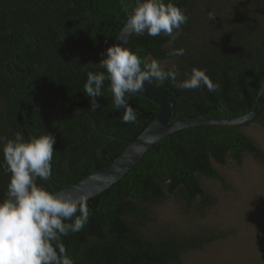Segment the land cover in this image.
<instances>
[{"label":"trees","instance_id":"1","mask_svg":"<svg viewBox=\"0 0 264 264\" xmlns=\"http://www.w3.org/2000/svg\"><path fill=\"white\" fill-rule=\"evenodd\" d=\"M188 21L173 42L161 34L133 33L126 47L150 61L175 65L178 80L193 67L206 70L220 85L179 90L170 80L159 85L171 98L173 119L238 117L249 112L264 81V0H172ZM135 0H0V135L26 139L46 132L56 138L49 181L54 193L103 169L154 119L157 107L130 95L135 123L122 122L112 104L109 84L91 111L83 86L87 72L104 71L103 53L112 45ZM209 12L215 17L209 19ZM183 48L182 56H170ZM59 110V111H58ZM251 123L264 128V106ZM250 123V124H251ZM241 126H198L179 130L153 144L117 183L87 200L89 222L63 237L75 264H182L224 238L220 232L192 226L191 231L161 225L145 230L149 209L173 199L186 217L201 218L216 203L201 179L226 183L216 166H239L245 155L264 170V150ZM3 153L0 151V164ZM9 174L0 167V201ZM226 185V184H225Z\"/></svg>","mask_w":264,"mask_h":264},{"label":"clouds","instance_id":"2","mask_svg":"<svg viewBox=\"0 0 264 264\" xmlns=\"http://www.w3.org/2000/svg\"><path fill=\"white\" fill-rule=\"evenodd\" d=\"M123 3V0H121ZM127 14L129 29L136 35L161 34L175 41L182 25L188 21L185 11L172 0H135ZM215 15L209 12L211 20ZM183 48H173L170 56H182ZM100 66L104 71L87 72L83 86L89 98L90 110L100 109L97 98L103 96L107 81L112 104L122 110L125 124L137 121L138 112L129 103V96L144 91L145 82L170 80L179 90H195L205 86L209 92H219L206 70L193 67L178 80L175 65L165 69L156 59L149 61L126 46L112 44L102 54ZM56 138L46 132L25 138L16 132L14 138L0 135L4 171L9 174L6 198L0 201V264H75L63 237L80 232L89 222L88 197L71 193H54L37 180L49 181Z\"/></svg>","mask_w":264,"mask_h":264},{"label":"rangeland","instance_id":"3","mask_svg":"<svg viewBox=\"0 0 264 264\" xmlns=\"http://www.w3.org/2000/svg\"><path fill=\"white\" fill-rule=\"evenodd\" d=\"M159 62L162 67L168 65L166 61ZM241 131L264 150L263 127L251 123ZM216 167L226 183L201 179L216 199L203 217H186L173 199H167L149 209L145 230L151 234L159 226L168 225L174 230L191 231L192 226H197L224 234L205 251L187 254L182 264H264V170L249 155L239 166L228 162Z\"/></svg>","mask_w":264,"mask_h":264},{"label":"water","instance_id":"4","mask_svg":"<svg viewBox=\"0 0 264 264\" xmlns=\"http://www.w3.org/2000/svg\"><path fill=\"white\" fill-rule=\"evenodd\" d=\"M133 33L129 29L126 20L112 44L126 46ZM132 95L146 99L157 107V113L154 119L132 141L102 133L98 130L94 120L87 112L76 111L65 115V117H69L74 114H83L88 117L92 127L99 134L122 140L127 146L120 156L103 169L56 193H71L76 198L81 195H86L88 200L93 198L117 183L139 162L141 157L153 144L179 130L198 126H241L250 124L255 120L264 106V81L259 88L253 108L246 114L238 117H196L180 119L173 122L174 111L172 100L159 85L152 82H145L144 91Z\"/></svg>","mask_w":264,"mask_h":264},{"label":"flooded vegetation","instance_id":"5","mask_svg":"<svg viewBox=\"0 0 264 264\" xmlns=\"http://www.w3.org/2000/svg\"><path fill=\"white\" fill-rule=\"evenodd\" d=\"M59 111V110H58Z\"/></svg>","mask_w":264,"mask_h":264}]
</instances>
